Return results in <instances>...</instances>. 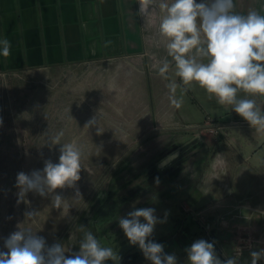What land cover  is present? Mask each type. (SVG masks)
Instances as JSON below:
<instances>
[{
	"label": "crops",
	"instance_id": "0c3cea01",
	"mask_svg": "<svg viewBox=\"0 0 264 264\" xmlns=\"http://www.w3.org/2000/svg\"><path fill=\"white\" fill-rule=\"evenodd\" d=\"M234 2L238 13L264 14V0ZM138 11L137 0H0V39L12 45L0 65L70 73L66 122L77 123L78 137L88 139L93 149L85 152L132 155L120 170H135L139 208L179 219L170 238L183 262L184 250L204 239L250 264L249 251L264 240V131L196 84L185 92L173 62L166 78L157 75L152 65L167 53L147 38ZM173 98L182 101L179 108ZM255 99L264 107V98ZM93 118L95 125L85 127ZM241 235L261 241L237 255Z\"/></svg>",
	"mask_w": 264,
	"mask_h": 264
},
{
	"label": "clouds",
	"instance_id": "9594fccd",
	"mask_svg": "<svg viewBox=\"0 0 264 264\" xmlns=\"http://www.w3.org/2000/svg\"><path fill=\"white\" fill-rule=\"evenodd\" d=\"M137 2L138 15L145 18L148 27L152 26L153 17L158 18L156 32L167 56L153 63L157 75L166 78L174 62L175 74L185 86V92L196 84L215 97L219 105L229 106L256 132L264 131V107L255 99L264 98V14L255 9H249L246 14L238 13L234 0ZM11 47L7 38L0 39V56L8 57ZM168 88L175 93L177 85L170 83ZM171 102L176 108L182 103L175 98ZM93 125L95 118L85 127ZM63 137L61 130L54 136H47L45 142L50 150L60 146L58 162L46 159L43 169L29 174L19 172L15 187L18 203L24 202L31 192L50 198L51 207L62 210L64 217H69L72 202H83L77 181L81 179L85 149L76 141L63 142ZM65 188L74 189L75 195L71 199L57 192V189ZM38 213L27 211L25 217L33 220ZM167 215L166 212L165 218L160 219L155 208L143 207L133 208L118 219V226L129 244L138 246L150 264H181L175 253H166L164 244L152 238L156 225L165 223ZM17 229L3 238V248L7 251H0V264H106L107 261L120 264L118 252L103 246L91 231L84 232L79 250L73 252L64 243L49 246L46 239L30 227L20 224ZM184 251L187 258L183 264H239L235 257L225 255L221 259L215 241L197 239ZM249 257L250 264L264 261V248L250 250Z\"/></svg>",
	"mask_w": 264,
	"mask_h": 264
},
{
	"label": "rangeland",
	"instance_id": "374dc122",
	"mask_svg": "<svg viewBox=\"0 0 264 264\" xmlns=\"http://www.w3.org/2000/svg\"><path fill=\"white\" fill-rule=\"evenodd\" d=\"M143 20L147 38L153 39L159 51L165 54L156 32L158 18H152L151 27L145 24L144 17ZM69 77L70 73L63 72L61 68L14 71L0 65V251H7L3 248V238L18 230L17 225L21 224L37 231V235L43 236L49 246L56 242L64 243L73 252L79 250L84 232L91 231L103 246L112 247L118 252L120 264H150L138 246L129 244L118 226L119 217L125 216L133 208H139L140 187L135 170L129 169L127 174L124 169L120 171L124 159L132 155L85 152L81 179L77 181L84 203L73 201L69 217H64L62 210L51 207L50 198L31 192L24 202H17L18 189L15 184L19 172L29 174L33 170L43 169L46 159L58 162L60 146L50 150L45 143L47 136H54L63 130V142L76 141L85 150L93 149L86 147L88 139L78 137L77 123L72 128V123L66 122L71 111L66 100L70 92ZM143 171L146 172L142 174L145 176L143 180H146L144 183L151 186L148 170ZM119 176H122L121 179ZM125 178L126 182L121 185ZM57 192L69 199L75 195L74 189L70 188L57 189ZM33 210L39 213L35 219L28 220L25 213ZM165 213L158 218L164 219ZM174 220L179 219L172 218L168 213L166 222L156 225L152 238L164 244L166 253H175L183 264L182 250L176 248L177 243L170 238L178 230L172 225ZM183 220L180 218V222ZM215 249L221 259L227 254L232 257V251L228 249L227 254L220 246L215 245ZM184 254V258H187ZM106 264L113 262L107 261Z\"/></svg>",
	"mask_w": 264,
	"mask_h": 264
},
{
	"label": "built area",
	"instance_id": "2783aa9c",
	"mask_svg": "<svg viewBox=\"0 0 264 264\" xmlns=\"http://www.w3.org/2000/svg\"><path fill=\"white\" fill-rule=\"evenodd\" d=\"M207 123L210 124L209 125L210 132L216 133L217 128L213 126L212 120H208ZM255 241H261V240L255 239L251 235H241L236 242L234 253L240 255L244 249L249 248L252 245V243ZM260 243L262 244V248H264V240H262ZM262 264H264V261H262Z\"/></svg>",
	"mask_w": 264,
	"mask_h": 264
},
{
	"label": "trees",
	"instance_id": "16d2710c",
	"mask_svg": "<svg viewBox=\"0 0 264 264\" xmlns=\"http://www.w3.org/2000/svg\"><path fill=\"white\" fill-rule=\"evenodd\" d=\"M121 171V170H120Z\"/></svg>",
	"mask_w": 264,
	"mask_h": 264
}]
</instances>
